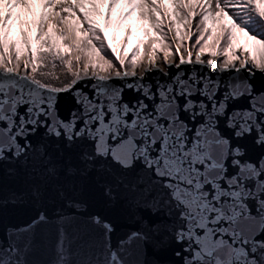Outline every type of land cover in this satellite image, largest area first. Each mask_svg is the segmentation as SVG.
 I'll return each mask as SVG.
<instances>
[{
	"label": "snow or ice",
	"instance_id": "6c2138e0",
	"mask_svg": "<svg viewBox=\"0 0 264 264\" xmlns=\"http://www.w3.org/2000/svg\"><path fill=\"white\" fill-rule=\"evenodd\" d=\"M57 64L69 83L37 78ZM257 79L264 0H0V170L23 171L37 203L52 193L76 213L86 205L69 193L95 174L137 224L114 245L99 215L41 211L0 240V264H159L149 248L173 242L180 264H264ZM64 93L76 105L67 119ZM37 249L51 258L30 260Z\"/></svg>",
	"mask_w": 264,
	"mask_h": 264
},
{
	"label": "water",
	"instance_id": "95a60500",
	"mask_svg": "<svg viewBox=\"0 0 264 264\" xmlns=\"http://www.w3.org/2000/svg\"><path fill=\"white\" fill-rule=\"evenodd\" d=\"M259 73L257 76L259 77ZM118 83V82H117ZM257 88L264 85V81H254ZM125 99L131 100L134 97L130 92L125 93ZM58 110L62 118L67 119L71 111L76 107L73 96L70 93L60 94ZM225 135H228L225 130ZM39 137L33 138V143ZM0 170V240L6 241V236L11 229L29 224L36 218L39 212L43 211L50 219L58 212L76 215H99L113 226V244L118 238L128 231L137 227L133 220V210L128 206L125 199L118 196L115 201H109L103 194L95 174L77 182L76 188L69 193V197L86 205L87 211L76 213L75 209L66 206L65 201L56 198L52 193L45 196L42 202L37 203L29 193V180L20 171L17 175H11L6 170ZM15 194V196L13 195ZM142 214L147 215L146 212ZM43 227V226H41ZM180 249L174 242L161 249L149 248L146 259L159 264H180V257L174 253ZM50 255L43 249H37L29 257L36 262L47 261Z\"/></svg>",
	"mask_w": 264,
	"mask_h": 264
},
{
	"label": "rangeland",
	"instance_id": "374dc122",
	"mask_svg": "<svg viewBox=\"0 0 264 264\" xmlns=\"http://www.w3.org/2000/svg\"><path fill=\"white\" fill-rule=\"evenodd\" d=\"M107 34L111 38L112 35H113V30L110 28L108 30ZM120 35H122V33ZM113 43H114V46H115V44L117 42L113 41ZM186 44H187V42H186ZM33 47L35 48V44L33 45ZM190 50L193 52V59H194L195 49H190ZM173 52H175V47L174 46H173ZM181 54L187 56V53L184 52L183 50H181ZM163 55H164L163 52H160L158 54V58H157V62L158 63L162 62ZM203 57L204 58L206 57L207 59L209 58L206 54ZM170 59L173 62H177L178 61V57H176V56H170ZM219 59L223 60V57H219ZM146 62H147V57L145 56L144 59H143L141 67L137 69V74H139V72L142 70V68H143V66H144V64ZM41 70L44 71V72H50L53 75L52 76H48V77H40L39 75H37V78L42 79L45 83L51 84L53 86H63L64 84H66L68 82L69 78L71 77L63 67L59 66V64H57V67L55 69H52L51 67H47V68H44V69H41ZM53 77H57V78H53Z\"/></svg>",
	"mask_w": 264,
	"mask_h": 264
},
{
	"label": "bare ground",
	"instance_id": "6f19581e",
	"mask_svg": "<svg viewBox=\"0 0 264 264\" xmlns=\"http://www.w3.org/2000/svg\"><path fill=\"white\" fill-rule=\"evenodd\" d=\"M202 59H204L205 61L207 60V59H205L204 57H202ZM170 60H171V59H170ZM217 60H218V62L222 61V59H219V58H217ZM157 64H158L159 66L163 67V60H162V62H159V63L157 62ZM145 66H147V62L144 64L143 67H145ZM237 66H239V65H238V62H237ZM142 69H143V68H142ZM141 71H142V70H141ZM71 79H72V77L69 78V80H68L67 83H69ZM43 82H44V81H43ZM67 83H66V84H67ZM64 85H65V84H64ZM64 85H63V86H64Z\"/></svg>",
	"mask_w": 264,
	"mask_h": 264
},
{
	"label": "trees",
	"instance_id": "16d2710c",
	"mask_svg": "<svg viewBox=\"0 0 264 264\" xmlns=\"http://www.w3.org/2000/svg\"><path fill=\"white\" fill-rule=\"evenodd\" d=\"M135 42H136V38L134 37V39H133V44L129 46L128 54H130V52H131V48H132V46L135 44ZM141 54H143V48L141 49Z\"/></svg>",
	"mask_w": 264,
	"mask_h": 264
}]
</instances>
